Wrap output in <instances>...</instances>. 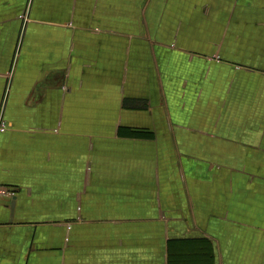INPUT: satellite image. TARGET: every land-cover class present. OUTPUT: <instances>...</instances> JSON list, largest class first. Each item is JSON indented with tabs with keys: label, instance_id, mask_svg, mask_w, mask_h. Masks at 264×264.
Segmentation results:
<instances>
[{
	"label": "crops",
	"instance_id": "crops-1",
	"mask_svg": "<svg viewBox=\"0 0 264 264\" xmlns=\"http://www.w3.org/2000/svg\"><path fill=\"white\" fill-rule=\"evenodd\" d=\"M0 264H264V0H0Z\"/></svg>",
	"mask_w": 264,
	"mask_h": 264
},
{
	"label": "built area",
	"instance_id": "built-area-1",
	"mask_svg": "<svg viewBox=\"0 0 264 264\" xmlns=\"http://www.w3.org/2000/svg\"><path fill=\"white\" fill-rule=\"evenodd\" d=\"M5 130H6L5 123L2 120H0V133L3 132V131H5Z\"/></svg>",
	"mask_w": 264,
	"mask_h": 264
}]
</instances>
